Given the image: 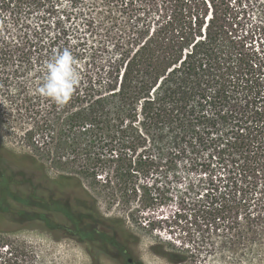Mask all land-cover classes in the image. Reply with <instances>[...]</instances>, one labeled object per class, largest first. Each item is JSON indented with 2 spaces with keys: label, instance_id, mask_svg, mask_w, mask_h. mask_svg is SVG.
I'll return each mask as SVG.
<instances>
[{
  "label": "trees",
  "instance_id": "16d2710c",
  "mask_svg": "<svg viewBox=\"0 0 264 264\" xmlns=\"http://www.w3.org/2000/svg\"><path fill=\"white\" fill-rule=\"evenodd\" d=\"M59 13L54 0H0V62L17 91L12 110L31 118L24 135L39 155L26 154L22 159L40 171L43 155L57 167L70 164L93 177L97 171L92 164L97 162L110 165L118 177L137 173L148 177L154 172L169 174L187 153L211 141L235 156L240 153L244 170H256L251 156L261 132L253 122L264 120V65L245 52L233 35L239 11L225 0H185L170 13L130 24L110 54L84 64L78 88L62 106L38 91L31 94L23 80L31 73L38 89L46 63L57 49H69L75 60L81 57L77 45L69 43V29ZM60 16L68 18L65 12ZM241 92L244 98L239 99ZM255 98L263 102L261 107H249ZM242 105L248 108L250 120L239 126L234 113ZM218 127L230 128L232 134L218 135ZM7 156L15 159L0 148V219L10 217L14 223L9 227L0 223V264H41L32 247L13 239L11 232L19 221L45 219L47 200L34 195L35 185L26 195L11 188L14 170L8 169ZM66 178L62 175L50 182L59 185ZM104 184L110 186V181ZM125 184L139 187L132 181ZM261 193L264 208V183ZM52 207L76 227L79 238L121 249L116 228L112 235L97 229L99 214L87 212L75 218L66 204ZM237 207L236 198L224 199L212 208V219H236ZM253 217L264 220V211ZM119 251L126 262L127 251ZM160 252L171 262L183 260Z\"/></svg>",
  "mask_w": 264,
  "mask_h": 264
},
{
  "label": "rangeland",
  "instance_id": "374dc122",
  "mask_svg": "<svg viewBox=\"0 0 264 264\" xmlns=\"http://www.w3.org/2000/svg\"><path fill=\"white\" fill-rule=\"evenodd\" d=\"M225 1L235 12L239 11L233 35L245 52L264 65V0ZM54 2L63 26L69 29V43L77 45L81 57L76 62L80 71L92 58L110 54L113 43L130 24L146 17L155 18L157 13H170L176 5H184L185 0ZM63 12L68 15L67 20L60 16ZM54 19L57 16L50 18L51 26ZM30 20L36 22L35 17ZM40 67L43 69L44 64ZM30 76L28 73L23 80L33 94L37 89ZM260 85L263 87V83ZM16 93L15 84L6 78L0 62V148L15 156V159L5 157L8 169L14 170L11 188L26 195L30 193L28 188L35 185L34 195L47 200L48 206L43 210L45 219L19 221L11 237L32 247L41 264H127L119 251L122 249L136 264H264V220L253 217L264 211L261 200L264 133L260 129L261 126L264 129V120L253 122L261 132L255 142V155L251 156L255 161L254 171L244 170L240 153L235 156L223 144L207 141L182 157L169 174L154 172L148 177L142 173L118 177L111 172L110 165L97 162L92 164L97 171L93 177L70 164L57 167L43 155L39 158H43V171L22 159L26 154L38 153L24 135L32 125L31 118L12 110L16 108ZM239 94V99L244 98L242 92ZM257 100H252L249 107H261L263 102ZM247 110L242 105L234 113L235 121L240 119L236 122L239 126L250 120ZM217 132L218 135L232 134L230 128L223 127H218ZM62 175L67 177L64 183L50 182ZM106 180L110 186H105ZM126 181L139 187L127 188ZM229 198L237 200L236 219L214 221L212 208ZM55 203L66 204L75 218L87 212L99 214L97 229L112 235L116 228L115 237L121 249L79 238L76 227L57 207H52ZM27 208L38 210L35 206ZM10 222L14 223L10 217L0 219L5 227ZM160 251L183 260L171 262Z\"/></svg>",
  "mask_w": 264,
  "mask_h": 264
},
{
  "label": "clouds",
  "instance_id": "9594fccd",
  "mask_svg": "<svg viewBox=\"0 0 264 264\" xmlns=\"http://www.w3.org/2000/svg\"><path fill=\"white\" fill-rule=\"evenodd\" d=\"M81 82V72L72 52L57 49L47 61L45 75L37 91L57 105L66 104Z\"/></svg>",
  "mask_w": 264,
  "mask_h": 264
},
{
  "label": "flooded vegetation",
  "instance_id": "af4514ba",
  "mask_svg": "<svg viewBox=\"0 0 264 264\" xmlns=\"http://www.w3.org/2000/svg\"><path fill=\"white\" fill-rule=\"evenodd\" d=\"M129 258H131V257L127 258V260H126L127 264H136L132 258H131V260H128Z\"/></svg>",
  "mask_w": 264,
  "mask_h": 264
},
{
  "label": "water",
  "instance_id": "95a60500",
  "mask_svg": "<svg viewBox=\"0 0 264 264\" xmlns=\"http://www.w3.org/2000/svg\"><path fill=\"white\" fill-rule=\"evenodd\" d=\"M128 260H131V258H129Z\"/></svg>",
  "mask_w": 264,
  "mask_h": 264
}]
</instances>
